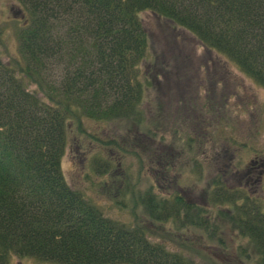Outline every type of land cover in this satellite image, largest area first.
I'll return each mask as SVG.
<instances>
[{"label": "trees", "instance_id": "1", "mask_svg": "<svg viewBox=\"0 0 264 264\" xmlns=\"http://www.w3.org/2000/svg\"><path fill=\"white\" fill-rule=\"evenodd\" d=\"M20 1L27 14L18 30L22 59L0 58V264H11L14 256L58 264H196L181 249L151 240L143 221L108 217L67 183L61 167L67 122L145 120L141 103L148 84L140 64L148 34L142 11L190 31L264 87V0ZM46 67L56 68L54 82L41 74ZM19 73L35 79L46 99ZM224 181H215L207 196L218 223L178 193L158 198L148 190L140 197L142 211L201 227L217 243L229 231L248 236L260 254L257 264H264L263 210Z\"/></svg>", "mask_w": 264, "mask_h": 264}, {"label": "rangeland", "instance_id": "2", "mask_svg": "<svg viewBox=\"0 0 264 264\" xmlns=\"http://www.w3.org/2000/svg\"><path fill=\"white\" fill-rule=\"evenodd\" d=\"M26 15L20 0H0L1 60L22 59L18 30ZM140 18L148 34L140 64L148 84L141 103L145 120L135 124L88 117L80 125L68 120L63 175L106 216L127 224L143 221L151 240L181 249L196 264H257L260 254L248 236L229 231L217 243L201 227L190 223L183 227L172 217L161 220L145 214L140 197L148 190L158 198L178 193L198 203L202 215L218 223L213 218L217 208L209 206L207 196L214 192L215 181L225 180L251 204L258 202L264 213V174L257 188L246 168L252 160L264 159V87L190 31L150 11H142ZM19 74L30 90L46 99L35 79ZM41 74L52 82L57 77L56 68L46 67ZM189 134L194 136L190 146ZM103 161L109 163L107 169L101 166L97 171L96 164ZM225 222L220 220L224 228ZM10 263L58 264L16 256Z\"/></svg>", "mask_w": 264, "mask_h": 264}, {"label": "flooded vegetation", "instance_id": "3", "mask_svg": "<svg viewBox=\"0 0 264 264\" xmlns=\"http://www.w3.org/2000/svg\"><path fill=\"white\" fill-rule=\"evenodd\" d=\"M253 163H255V165H252ZM246 168L247 171H249V175L251 174V183L254 184V186H256L257 188H259L261 178L264 174V159L260 158L257 160H252L251 165H247Z\"/></svg>", "mask_w": 264, "mask_h": 264}]
</instances>
